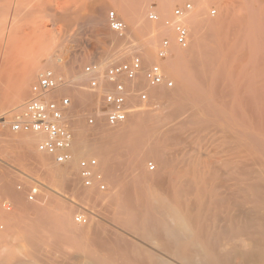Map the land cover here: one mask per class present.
Listing matches in <instances>:
<instances>
[{"label":"bare ground","instance_id":"bare-ground-1","mask_svg":"<svg viewBox=\"0 0 264 264\" xmlns=\"http://www.w3.org/2000/svg\"><path fill=\"white\" fill-rule=\"evenodd\" d=\"M3 1L7 3L0 9L4 15H0L6 19L1 20L0 36L7 39L0 44L7 63L19 48L14 38L21 33L19 26L27 6L30 9L36 2L45 3L51 11L46 16L54 20L53 25L59 21L58 14L64 25L78 22L74 18L82 16L81 12L73 13V17L54 12L57 7L52 9V3L56 0ZM174 1L158 0L156 11L169 16ZM202 1L180 20L193 35L187 48L175 43L174 24L179 20L173 17L154 24L147 13L149 7L153 9L148 0L93 1L92 23L103 28L110 44L96 58L92 56L95 70L91 77L98 81L95 91L88 87L90 76L73 68L69 47L57 35L48 38L40 50L29 47L26 67L10 86L7 101H0L2 124L9 123L13 112L23 110L30 84L44 67L40 58H45V65L61 79L47 97L57 99L66 94L73 101L63 110L64 121L73 133V158L64 167L36 149L41 134L8 137L0 131L3 155L10 157L12 149L19 148L18 158L13 156L19 160L17 165L20 161L26 166L32 164L45 176L43 181L36 180L54 191L40 189L46 205L34 204L35 208L29 204L24 199L27 190L22 193L26 188L13 189L12 185L19 184L15 178L18 173L11 170L17 182L12 181L8 168L4 170L7 166H3L7 160L0 154L5 161L1 167L6 171L0 169V193L8 191L18 209L6 220L9 228L1 236L8 242L20 238L31 246L26 254L29 260L41 257L44 236L58 233L61 239L81 242L79 253H75L81 255L80 262L76 257L77 264H264V0H233L224 5V16L215 21L206 18L210 0ZM110 9L125 23L122 33L111 28ZM159 36L172 41L169 52L173 50L174 55L157 63L172 77L174 87L151 85L145 75V65L154 60ZM135 54L142 59V69L135 79L123 80L127 119L110 125L98 108L102 102L97 105L101 91L113 88L104 71ZM7 72L0 68V97L7 94ZM204 85L211 87L214 97ZM141 93L147 94L146 100ZM87 109L96 118L91 128L82 120ZM205 133L217 145L211 151L214 155L208 151L193 154L192 148L178 147L195 142L196 136ZM181 136L196 139L187 142ZM91 155L98 160L96 170L105 174L107 193L97 184L86 187L80 178L79 160ZM121 164H126V178L118 174ZM32 168L20 171L34 179ZM65 198L88 210L84 212L85 224L73 222L76 204ZM99 204L104 208L95 210ZM28 259L10 252L6 264H31Z\"/></svg>","mask_w":264,"mask_h":264},{"label":"rangeland","instance_id":"rangeland-1","mask_svg":"<svg viewBox=\"0 0 264 264\" xmlns=\"http://www.w3.org/2000/svg\"><path fill=\"white\" fill-rule=\"evenodd\" d=\"M55 1V0H54ZM62 1V0H61ZM60 0H56L55 2H53L52 3V9H55V7H57L55 10H53L54 12H59L60 14H63V15H67L68 14V16H72L73 17V13H76V12H81L80 14H82V16L79 18V17H75L74 19H77V21L78 22H73L72 24H69V23H67V25H64V24H62L61 23V21H60V19H62V16L61 15H59L58 13V17H57V19L60 21H58V22H56V24L55 25H53V19L52 18H50V16L48 17V16H46V15H48V14H50V8L49 7H47L46 6V4L45 3H41V2H36L37 4H36V6H37V8L38 9H33V7L34 8H36V6L34 5L32 8H31V6H30V9H29V6H27L28 5V3H27V1H26V6L28 7H26V9H23L24 10V12L23 13H25L24 14V16L25 17H21V23H20V28H19V31L22 33H20V34H18L14 39H15V45L17 46L18 45V49L17 50H14L13 52H14V56H11L10 57V61H8V63L7 62H5V60H3V57H5V55H3V53L2 52H4V49L2 48L1 49V44H0V68H6V69H8V72L6 73L7 74V76L9 77V79H7L6 80V82H5V87L7 88L6 89V92H7V94L5 95V96H1L0 97V101L1 102H3V103H5L6 101H7V99H8V96L7 95H9L8 93L10 92V86L12 85V84H14L15 83V81H14V79L16 78V77H18V76H20L21 75V73H20V71H21V69H23V68H25L26 66V61H27V59H28V55H27V53H28V51L27 50H29V47H35V49L36 50H40L41 48V46L45 43L46 44V41L48 42L49 41V39L52 37V36H58L59 37V41L62 39V41H60V42H62V43H64V45H65V47H69V48H67L68 50H67V52H69L70 54H71V59H73L74 61H75V65L73 66V68L75 69V70H77V71H83V72H86L85 71V69H86V67L87 66H91V65H94V63H93V58L95 57H97L98 55H99V52L102 50V48H108L109 46H110V44L108 43L109 42V38H108V36H106V34H104V30H103V28L101 27V26H98V25H96V24H93L92 23V20H93V17H91V15H90V6L91 5H93L94 4V2H95V0H82L83 2H81V0L79 1V2H76V0H66V2H64L65 0H63L62 2H61ZM94 1V2H93ZM138 1V0H137ZM188 1H190V2H192L193 4H194V6L197 4V1H200V2H203L202 0H175L174 2H173V4H172V6H171V8H170V13H169V16H168V14L167 15H160L159 13H158V11H156L157 9V6H158V0H148V2H150V5L153 7V9H154V12H156L159 16H160V18H161V20H167V19H173V11H174V9H175V7L176 6H178V5H182V4H184V3H186V2H188ZM207 1V2H206ZM208 1L209 0H205V3H208ZM213 1H216L215 3L213 2ZM240 1H247V0H240ZM251 2H252V0H250ZM81 2V3H80ZM233 2V0H212V2H211V0H210V3H208L209 4V8L206 10L207 11V14H206V18H208V16H210V15H208L209 14V10H210V8L212 7V6H216L217 7V9H218V14H217V16H215V17H212V16H210L211 17V20H213L214 19V21L215 20H218V19H220L221 17H223L224 16V5L226 6V4L227 3H229V4H231ZM5 3H7L6 1H3V2H0V9H2L3 8V4H4V6H5ZM204 3V2H203ZM221 4H222V6H221ZM33 5V4H32ZM40 7H39V6ZM96 5V4H95ZM149 5V6H150ZM43 8H42V7ZM24 7H25V5H24ZM40 8V9H39ZM62 8H64V9H62ZM195 9H196V6L194 7ZM33 9V10H32ZM153 9L151 10V7H149V9L148 10H151L150 12H148V10H147V13H148V15L151 13V12H153ZM59 10V11H58ZM61 10V11H60ZM111 10V9H110ZM112 10H114V9H112ZM111 10V11H112ZM223 10V11H222ZM75 11V12H74ZM205 11V12H206ZM35 13V14H33L32 16H30L29 14H28V16H30L31 18L29 19H25V18H27L28 16H26L27 14L26 13ZM42 12V13H41ZM61 12H63V13H61ZM22 12H21V16H22V14H23ZM38 13V14H37ZM44 13H46V14H44ZM0 14L2 15H4V13L2 12V11H0ZM42 14V15H41ZM0 15V31H1V29H3V23H2V21H3V19H6V17H4L3 18V16H1ZM40 15V16H39ZM147 15V16H148ZM222 15V16H221ZM6 16V15H5ZM42 16V17H41ZM44 16V17H43ZM59 16L61 17V18H59ZM168 16V17H167ZM205 16V15H204ZM221 16V17H220ZM38 17V18H37ZM25 19V20H23V19ZM35 18V19H34ZM148 18V17H147ZM149 19V18H148ZM175 19V18H174ZM2 20V21H1ZM32 20H34V21H32ZM41 20V21H40ZM160 20V21H161ZM210 20V19H209ZM32 21V22H31ZM39 21V22H38ZM150 21V20H149ZM150 22H152V21H150ZM159 22V21H158ZM153 23H154V21H153ZM160 23V22H159ZM25 24V25H24ZM31 25V27L29 26V25ZM154 24H156L157 25V23H154ZM69 25V26H68ZM72 25V26H71ZM31 29V30H30ZM56 29H58L59 30V32H60V34H56ZM23 30H25V31H23ZM32 31V32H31ZM30 33V34H29ZM29 34V35H28ZM174 35H175V32H174ZM162 36V35H161ZM19 37V38H18ZM164 37H166V36H163V37H158L159 39H157L158 41H157V44H156V48H154V60L151 62V64L149 63V64H146L145 65V67H146V69H148L152 64H154V63H156L157 62V60H158V57H157V48L159 47V45H160V43H161V40L164 38ZM49 38V39H48ZM6 37H1L0 36V42L2 43L3 42V44L5 43V41H6ZM190 44L192 45V41H193V35L191 34V36H190ZM65 41V42H64ZM160 42V43H159ZM67 43V44H66ZM44 44V45H45ZM43 45V46H44ZM104 46V47H103ZM13 52H12V54H13ZM87 55H91V58H89V57H86ZM172 55H174V52H173V50L171 51V52H169V55L165 58V59H167L169 56H172ZM92 56H94V57H92ZM134 56H136V54L135 55H132V58L134 57ZM86 58V59H85ZM131 58V57H130ZM131 58V59H132ZM131 59H123V60H121V61H119V62H116V63H113V64H111V65H108L107 67H106V69H105V73L107 72V69L109 68V67H111V66H114V65H116V64H120V63H122V62H127V61H130ZM164 60V59H163ZM5 62V64L2 66V62ZM40 63H42V64H44L43 66V68L41 69V71H40V73L41 72H43L44 70H46V69H50V67L49 66H46L45 65V62H46V60H45V58H40ZM80 61V62H79ZM144 67V68H145ZM9 70H11V71H9ZM87 73V72H86ZM165 73V75H166V77H167V79H169V80H172L173 81V79H172V77H170L169 75H168V73H166V72H164ZM92 74L93 73H87V75H89L90 77H89V80H88V87H90V88H93L94 89V87H96V89H97V80H95V78H94V80H93V78L91 77L92 76ZM15 77H14V76ZM0 76H1V74H0ZM12 77H13V79H12ZM38 77H39V75L36 77V79H34V81H32V83L30 84V92H29V97H28V99H27V101H26V103L31 99V97H32V95H31V87H32V85H33V83L34 82H36L37 81V79H38ZM92 78V79H91ZM104 79L106 80V78L104 77ZM84 82V81H83ZM174 82V81H173ZM10 83V84H9ZM93 83H95L94 85H91V84H93ZM106 84V83H105ZM174 86H175V82H174ZM173 86V87H174ZM204 86H206L205 88H206V90H207V92H210L209 94L211 95L212 94V96L214 97V95H213V93L212 92H214L212 89H210L211 87L209 86V85H204ZM208 86L210 87V88H208ZM93 89H92V91H93ZM109 89H113L112 87H108V90H103V91H101V93H100V99H99V103L97 102V105L98 104H100L101 102V104H100V106L98 107L99 109H100V111H102V113L104 114V119L106 120V112H105V93H107L106 91H109ZM209 89V90H208ZM98 90V89H97ZM94 91H95V89H94ZM98 92V91H97ZM146 92V91H145ZM69 97L68 95H62V96H60V97ZM60 97H58L56 100H59V98ZM150 97V96H149ZM72 100V99H71ZM102 100V101H101ZM149 100H150V98H149ZM73 102V101H72ZM72 102H71V104H72ZM148 102V101H147ZM144 105H146V107H148L149 106V104L147 103H145L144 102ZM149 107H151V106H149ZM7 110V109H6ZM5 110V111H6ZM5 111H3V112H5ZM0 112L2 113V111L0 110ZM19 112V111H18ZM18 112H16V114H15V112H13L11 115H10V121H9V123H6L5 125L4 124H2V122L4 121V119H0V131H2L3 133H4V135L5 136H8V137H18L19 135H20V133H14V132H12L11 130H10V123L14 120V118H15V116L18 114ZM88 112H89V110L87 109V110H84L83 112H82V115H84L83 116V118H82V120H83V122L86 124H88L87 126H88V128H91V127H93L92 125H95V123L94 124H90L89 123V119L90 118H94L95 119V121H96V118L92 115V114H88ZM0 113V116H2V114ZM4 116V115H3ZM106 122H107V120H106ZM90 126V127H89ZM70 128V127H69ZM2 129V130H1ZM4 130V131H3ZM72 132V131H71ZM202 135H204V136H202ZM202 135H200L199 137L198 136H196V138H192L193 140H195L196 139V141L195 142H192L193 140L191 139V138H184V137H180L181 138V140H183V141H187V142H192V143H183V144H180V145H178V147L180 148L181 146H183V147H185L186 149H190V148H192V149H194L195 151L193 152V154H196L198 151H203L204 153H206V154H208L207 153V151L209 152V154L210 155H214V152H211L212 150H214V149H217V145H215V144H213V143H211V139H210V136L209 135H207L206 133L205 134H202ZM206 135V136H205ZM202 136V137H201ZM195 137V136H194ZM204 137V138H203ZM199 138H200V140H199ZM191 139V140H190ZM203 139V140H202ZM201 140H202V142H201ZM38 141H39V138H38ZM38 141H36V149L38 150ZM199 141V142H198ZM186 146H185V145ZM183 147H181V148H183ZM194 147V148H193ZM19 149V148H18ZM17 148L14 150V148L12 149V151L13 152H11V156L10 157H7V156H5V155H3V153H2V149H1V147H0V154H2L3 156H4V158H2L3 160H7V162L5 163V161H1V159H0V169L1 170H3L2 169V167H1V162H3V163H5V164H3V166L4 165H6L7 167H4V170L6 169V168H8V170H6V171H8L9 173H11V176L13 175L12 174V172H11V170H14L15 172H17L18 174H16L15 172H14V174H16V176H18V178L17 177H15L16 178V180H19V184H20V186L22 185V189L23 188H26V189H23V191H22V193L24 192V190H27V191H25L24 192V194L26 193V192H28V190L32 187V186H34V185H36V183L38 184V186H39V188L40 189H45V190H47V191H50V192H54L46 183H44V182H42L43 180H42V177H43V175L41 176V172H38V169L36 170V168L32 165V164H30L29 166H26V165H24V163L25 162H22V161H20V166L22 167L23 166V168L24 169H22L21 167H19V165H17L18 163H19V160H16V158H14L15 156L18 158V153H19V151H20V153H21V150L19 149L18 150ZM17 150V151H16ZM197 151V152H196ZM16 152H17V155H16ZM19 153V154H20ZM15 155V156H14ZM3 156H1L0 155V157H3ZM14 156V157H13ZM5 157H7V158H5ZM91 157H93L92 155H91ZM10 158V159H9ZM82 158V157H81ZM80 158V159H81ZM9 159V160H8ZM13 160V161H12ZM53 160V159H52ZM11 161V162H10ZM127 161V160H126ZM15 162V163H14ZM122 162V161H121ZM123 162L124 163H126L127 164V162H125V160H123ZM122 162V163H123ZM11 163H12V165H11ZM9 164V165H8ZM126 164H124V166H123V164H121V167H120V169H121V171H119L118 170V174L120 175V174H122L121 175V178H122V176L123 177H125L126 178V174H127V172L125 171V166H126ZM28 165V164H27ZM26 166V167H25ZM65 165H58V167H64ZM28 167V168H27ZM35 168V171L33 172L32 170H34L33 168ZM25 168H27V169H25ZM29 168H32V169H30V172H32V174L33 173H35L34 174V179L33 178H31V177H26V176H24V173H22L21 171H20V169L21 170H25V171H27V170H29ZM10 169V170H9ZM3 170V171H4ZM6 171H4V172H6ZM38 173H37V172ZM101 172L103 173V171L101 170ZM121 172V173H120ZM20 173V174H19ZM22 174V175H21ZM40 174V176H38ZM104 174V173H103ZM19 175H21L22 176V178H20L21 176H19ZM33 176V175H32ZM13 178H14V176H12ZM25 177V178H24ZM45 177V176H44ZM43 177V178H44ZM103 177H105V174H104V176ZM120 177V176H119ZM11 178V177H10ZM15 178L12 180V178H11V180L12 181H14L15 180ZM20 178V179H19ZM24 178V180H22ZM30 178V180H28ZM39 179V180H42V181H38V180H36V179ZM104 179H106V177L104 178ZM14 181V182H17V181ZM20 180H22V181H20ZM27 180V181H26ZM23 182V183H22ZM22 183V184H21ZM81 183V182H80ZM105 183H106V185H108V183H107V180L105 181ZM14 184V183H13ZM19 184H16L17 186H19ZM82 184V183H81ZM15 184L14 185H12V186H14L15 188H13V189H16V191H17V189H18V187L16 186ZM27 185V186H26ZM17 187V188H16ZM27 187H28V189H27ZM21 191V190H20ZM109 191V187H107L106 186V190L104 191V193H107ZM5 192V194L2 192V193H0V264H6V260H7V258H8V255L10 254V252H13L14 254H16V256L17 257H21V259L23 260H27L29 257H28V255H26V254H28V250H31L32 248H31V246H29L28 244H26V242H24L23 240H21L20 238H16V237H14L13 238V240H12V242H8L6 239H4V238H6V237H3L2 238V236L3 235H5L6 234V232L8 231V228H9V224L7 223V219L9 218V217H12L13 215H15L16 213L15 212H17L18 211V209L16 208L17 206L14 204V208H13V210L12 211H6V210H4L3 209V207H2V200L4 199V198H9L8 196H9V192L8 191H4ZM102 192V194H103V191H101ZM43 193V192H42ZM41 193V197H39V199L36 201V202H34V203H32V202H30V201H28L26 198H27V193L24 195V194H22V195H24L23 197H24V199H25V201H27V202H29V204H33V206H34V204H38V205H41L42 204V206H44V205H46V201H45V199L43 198V194ZM3 194L5 195V196H3ZM7 196V197H6ZM59 197V196H58ZM11 198V197H10ZM41 198V199H40ZM43 199V200H42ZM66 199V198H65ZM11 200L13 201V199L11 198ZM67 201H69V202H72V203H74V204H76L75 202H73V201H71V200H69V199H66ZM13 203H14V201H13ZM29 204H28V206H29ZM37 205V206H38ZM99 205H101V204H99ZM99 205H97V206H95V210H101L102 208H104L102 205V207L101 206H99ZM33 206H31V207H33ZM35 207V206H34ZM77 207V208H76ZM76 207L74 208V211L75 212H73V218H72V220H73V222L75 223V216L77 215V214H80V213H84V212H86V211H88V210H86V208H82L81 206H79V205H77L76 204ZM99 207H101L100 209H99ZM36 208V207H35ZM30 215H33V214H29V217H30ZM32 217H34V215L32 216ZM2 235V236H1ZM57 235H59L58 233H57ZM57 235H55V234H50V235H47V236H44V239H43V242H41V244H42V255H41V257H37V258H34L33 260H29L28 259V261L29 262H31V264H68V263H71V264H73V263H75V264H77L78 263V261H75L76 260V257H77V259H79V262H80V259H81V255L80 254H78L77 256H76V254L77 253H79V246L81 245V242L80 241H78V240H72V239H68V238H64V239H61L60 237H58ZM61 235H62V233H61ZM4 239V240H3ZM67 253H69V255H70V257H71V255L73 254V256L75 255V257L74 258H70L69 256H66V255H64V254H67ZM70 253H72V254H70ZM76 253V254H75ZM25 254V255H24ZM68 255V254H67ZM23 256H24V258H23ZM64 256V257H63ZM72 256V257H73ZM65 257H68L67 259L65 258ZM27 258V259H26ZM30 258H32V257H30ZM40 260H39V259ZM70 258V259H69ZM38 259V260H37ZM68 260V261H67ZM69 260H73V262L71 261H69ZM33 261V262H32ZM77 262V263H76Z\"/></svg>","mask_w":264,"mask_h":264},{"label":"built area","instance_id":"built-area-1","mask_svg":"<svg viewBox=\"0 0 264 264\" xmlns=\"http://www.w3.org/2000/svg\"><path fill=\"white\" fill-rule=\"evenodd\" d=\"M194 10V4L190 1L178 5L173 11L176 21L174 24L175 43L182 48L190 45L189 29L180 20L185 15ZM218 9L212 6L209 15L217 16ZM110 26L116 31L122 33L125 29V23L118 18L115 11L110 12ZM150 20L158 22L161 20L156 12L150 13ZM172 41L164 37L158 47L157 57L160 60L169 55ZM142 69V59L140 56H134L130 61L116 64L107 69L106 75L113 89L105 94V112L106 120L110 125H116L127 119L126 108V86L124 79H135ZM95 65L87 66L85 71L93 73ZM147 80L151 85H160L166 83L172 87L174 82L167 79L160 63L152 64L145 72ZM61 79L51 69H46L40 73L36 82L31 87L32 97L25 104L23 110L17 114L10 123V130L14 133H39L42 135L38 144V150L53 157L59 165H65L73 158V133L64 121L63 110L68 107L72 100L70 97H60L59 100L49 99L47 95L53 92L60 84ZM95 84V83H94ZM143 100L147 99V94L141 93ZM90 124L95 123L94 118L89 119ZM153 167V165L151 164ZM98 160L95 157L81 158L79 160V175L86 187H92L97 184L101 190H106V183L103 175L96 170ZM21 190L22 186H18ZM40 197V188L38 184L32 186L27 192V200L36 202ZM2 207L6 211H12L14 203L9 198L2 200ZM78 224H85L87 217L85 213L75 216Z\"/></svg>","mask_w":264,"mask_h":264}]
</instances>
